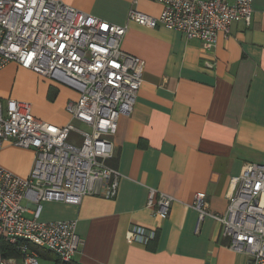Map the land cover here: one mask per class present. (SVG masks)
I'll use <instances>...</instances> for the list:
<instances>
[{"label":"crops","instance_id":"0c3cea01","mask_svg":"<svg viewBox=\"0 0 264 264\" xmlns=\"http://www.w3.org/2000/svg\"><path fill=\"white\" fill-rule=\"evenodd\" d=\"M109 22L126 25L121 49L144 60L142 83L133 110L118 118L109 163L121 176L108 198L88 194L80 203L41 201L38 220H74L81 239L65 264H248L230 249L222 225L210 215L198 221L191 204L205 192L208 208L223 213L229 181L244 163H264V0H252L251 20L218 32L212 48L198 38L159 24L147 27L128 19L131 8L157 16L154 0H61ZM77 91L8 62L0 69V101L27 100L35 116L64 125L65 110ZM75 125L82 126L77 120ZM35 151L3 143L0 165L28 176ZM152 187L175 197L161 219L147 206ZM25 216L36 205L23 199ZM133 224L155 231L139 241ZM39 264H57L58 256L34 243ZM15 264H22L20 255Z\"/></svg>","mask_w":264,"mask_h":264},{"label":"built area","instance_id":"2783aa9c","mask_svg":"<svg viewBox=\"0 0 264 264\" xmlns=\"http://www.w3.org/2000/svg\"><path fill=\"white\" fill-rule=\"evenodd\" d=\"M157 15L131 8L128 19L147 27L161 24L198 38L212 48L218 32L227 34L235 21L249 24L252 0H154ZM127 30L61 0H0V69L8 62L30 69L78 93L65 110L68 121L58 125L38 118L27 100L0 101V151L3 143L32 148L35 156L26 177L0 165V237L16 245L22 264H39L30 243L54 252L68 263L81 239L74 220H38L41 201L80 203L85 195L114 197L121 173L108 161L114 154L118 118L132 112L142 83L144 60L121 49ZM74 132L75 137L70 138ZM228 205L223 213L208 208L205 192H196L191 206L198 221L210 215L222 225L227 246L264 264V163L246 162L230 178ZM23 199L36 205L25 216ZM175 197L150 187L147 206L164 219ZM130 235L152 239L155 231L133 224ZM3 257L0 264H15Z\"/></svg>","mask_w":264,"mask_h":264},{"label":"trees","instance_id":"16d2710c","mask_svg":"<svg viewBox=\"0 0 264 264\" xmlns=\"http://www.w3.org/2000/svg\"><path fill=\"white\" fill-rule=\"evenodd\" d=\"M0 252L3 257H18L19 250L16 245L9 243L8 241L4 240L0 237ZM57 264H65L60 261L58 258Z\"/></svg>","mask_w":264,"mask_h":264},{"label":"rangeland","instance_id":"374dc122","mask_svg":"<svg viewBox=\"0 0 264 264\" xmlns=\"http://www.w3.org/2000/svg\"><path fill=\"white\" fill-rule=\"evenodd\" d=\"M76 127L80 128L81 126L76 125ZM75 136H76V134H75L74 132H72V133L70 134V138H71V137H75ZM22 202H24V201H22Z\"/></svg>","mask_w":264,"mask_h":264}]
</instances>
